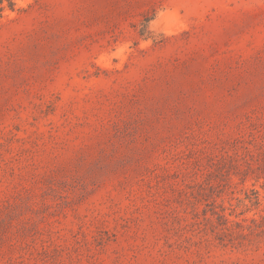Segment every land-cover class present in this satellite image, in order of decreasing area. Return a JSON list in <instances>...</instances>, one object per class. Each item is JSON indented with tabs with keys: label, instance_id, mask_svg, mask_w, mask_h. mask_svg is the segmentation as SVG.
I'll list each match as a JSON object with an SVG mask.
<instances>
[{
	"label": "rangeland",
	"instance_id": "obj_1",
	"mask_svg": "<svg viewBox=\"0 0 264 264\" xmlns=\"http://www.w3.org/2000/svg\"><path fill=\"white\" fill-rule=\"evenodd\" d=\"M0 264H264V0H0Z\"/></svg>",
	"mask_w": 264,
	"mask_h": 264
}]
</instances>
